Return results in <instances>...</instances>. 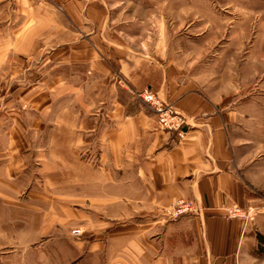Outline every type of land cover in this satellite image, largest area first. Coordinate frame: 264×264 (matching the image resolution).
<instances>
[{
  "label": "crops",
  "instance_id": "0c3cea01",
  "mask_svg": "<svg viewBox=\"0 0 264 264\" xmlns=\"http://www.w3.org/2000/svg\"><path fill=\"white\" fill-rule=\"evenodd\" d=\"M206 8L0 0V264H264V137L246 131L248 98L204 90ZM144 89L183 136L160 129ZM176 199L199 213L170 221Z\"/></svg>",
  "mask_w": 264,
  "mask_h": 264
},
{
  "label": "rangeland",
  "instance_id": "374dc122",
  "mask_svg": "<svg viewBox=\"0 0 264 264\" xmlns=\"http://www.w3.org/2000/svg\"><path fill=\"white\" fill-rule=\"evenodd\" d=\"M206 11L213 25L208 28L207 51L201 60L208 66L200 73L207 85L204 90L213 98L230 99V102L240 98L241 106L248 98L245 104L249 108L245 110L255 111L256 118L251 119L254 125L249 124L246 131L257 138L264 137V0H207ZM5 106L0 104L2 115L7 110ZM33 168L36 172L34 163ZM256 195L260 212H264V192ZM75 230L82 234L79 228L72 231Z\"/></svg>",
  "mask_w": 264,
  "mask_h": 264
},
{
  "label": "built area",
  "instance_id": "2783aa9c",
  "mask_svg": "<svg viewBox=\"0 0 264 264\" xmlns=\"http://www.w3.org/2000/svg\"><path fill=\"white\" fill-rule=\"evenodd\" d=\"M156 116V122L160 129L176 132L178 136H183L184 119L176 112L171 104L158 100L156 94L151 89H144L135 94ZM199 208L194 202L185 199H178L172 203L169 211V220L174 221L182 217L194 216L199 213ZM228 218L239 219L243 223V228L248 223L255 220V213L251 209L244 210L237 206H231L226 210ZM71 235L78 237L81 233L78 230L72 231Z\"/></svg>",
  "mask_w": 264,
  "mask_h": 264
},
{
  "label": "trees",
  "instance_id": "16d2710c",
  "mask_svg": "<svg viewBox=\"0 0 264 264\" xmlns=\"http://www.w3.org/2000/svg\"><path fill=\"white\" fill-rule=\"evenodd\" d=\"M255 254L259 257L264 256V235L257 233L256 236Z\"/></svg>",
  "mask_w": 264,
  "mask_h": 264
}]
</instances>
